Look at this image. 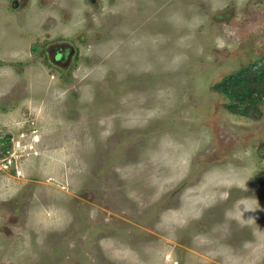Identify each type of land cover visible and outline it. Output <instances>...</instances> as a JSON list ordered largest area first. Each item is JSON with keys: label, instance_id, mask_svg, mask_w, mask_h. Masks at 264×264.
I'll list each match as a JSON object with an SVG mask.
<instances>
[{"label": "rangeland", "instance_id": "obj_1", "mask_svg": "<svg viewBox=\"0 0 264 264\" xmlns=\"http://www.w3.org/2000/svg\"><path fill=\"white\" fill-rule=\"evenodd\" d=\"M262 66L264 0H0V264H264Z\"/></svg>", "mask_w": 264, "mask_h": 264}, {"label": "trees", "instance_id": "obj_2", "mask_svg": "<svg viewBox=\"0 0 264 264\" xmlns=\"http://www.w3.org/2000/svg\"><path fill=\"white\" fill-rule=\"evenodd\" d=\"M222 85L236 99H254L255 92L264 94V66L254 75H231Z\"/></svg>", "mask_w": 264, "mask_h": 264}, {"label": "flooded vegetation", "instance_id": "obj_3", "mask_svg": "<svg viewBox=\"0 0 264 264\" xmlns=\"http://www.w3.org/2000/svg\"><path fill=\"white\" fill-rule=\"evenodd\" d=\"M58 56H61V54H59ZM218 236V234H216ZM219 237V236H218ZM216 237V238H218ZM178 257H181L180 255ZM89 264V263H88ZM175 264H178V262H176ZM206 264V263H205Z\"/></svg>", "mask_w": 264, "mask_h": 264}, {"label": "bare ground", "instance_id": "obj_4", "mask_svg": "<svg viewBox=\"0 0 264 264\" xmlns=\"http://www.w3.org/2000/svg\"><path fill=\"white\" fill-rule=\"evenodd\" d=\"M148 111H150V110H148ZM38 140V139H37Z\"/></svg>", "mask_w": 264, "mask_h": 264}]
</instances>
